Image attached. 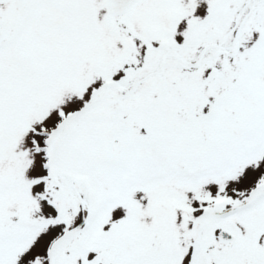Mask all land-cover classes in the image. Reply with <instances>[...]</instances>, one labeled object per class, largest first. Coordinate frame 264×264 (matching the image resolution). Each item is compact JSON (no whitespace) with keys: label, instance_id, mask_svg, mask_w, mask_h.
Listing matches in <instances>:
<instances>
[{"label":"snow or ice","instance_id":"1","mask_svg":"<svg viewBox=\"0 0 264 264\" xmlns=\"http://www.w3.org/2000/svg\"><path fill=\"white\" fill-rule=\"evenodd\" d=\"M0 264H264V0H0Z\"/></svg>","mask_w":264,"mask_h":264}]
</instances>
